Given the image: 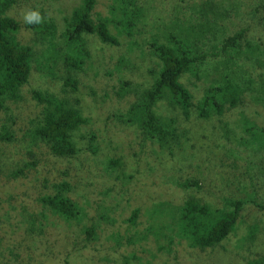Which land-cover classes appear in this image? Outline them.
I'll return each instance as SVG.
<instances>
[{"label":"rangeland","instance_id":"rangeland-1","mask_svg":"<svg viewBox=\"0 0 264 264\" xmlns=\"http://www.w3.org/2000/svg\"><path fill=\"white\" fill-rule=\"evenodd\" d=\"M208 2L220 14L216 23L204 26H223L218 28L219 35L224 29L232 34L250 26L249 36L264 44L260 21L264 0H137L142 15L132 36H119L120 46L85 36L91 59L80 74L77 92L65 90L60 81L53 82L33 65L28 83L19 92L21 98L5 103L8 113L0 109V264H250L264 259V210L252 203L242 211L236 231L214 248H190L188 242L178 239L170 244L161 233L147 230L149 222L159 226L171 221L167 216L151 220L152 208L162 203L181 204L190 196L217 208L224 206L226 198L254 199L264 206V148L239 145L241 137H247L240 127L243 116L264 126L260 106L248 97L223 119H201L195 112L186 119L160 103L158 114L176 118L184 133L182 148L173 151L145 142L136 126L124 125L116 117L131 107L138 92L153 83L150 71L159 66L149 43L153 39L165 42L179 27L198 26L204 14L212 19L213 13L205 8ZM81 3L20 0L7 15L21 24L18 40L39 54L47 44L36 42L32 31L24 27L23 13L32 7L44 9L56 22L59 39L72 11ZM115 5V0H99L94 17H112L110 9ZM112 32L117 34L113 27ZM213 63L210 60L206 66L210 76ZM123 80L130 81L133 90L120 98L117 94ZM208 80L187 74L180 81L197 104ZM33 90L80 101L89 124L75 134L80 149L77 157H56L29 135L42 108L33 100ZM226 124L229 132L224 129ZM3 127L12 133L11 142L1 139ZM92 135L96 136L95 154L88 151ZM111 159H119L122 166L110 171ZM13 173L18 177L13 178ZM62 181L71 184L70 197L86 211L80 225L64 222L40 204V197L53 194V184ZM195 182L200 188L182 186ZM135 209L141 210V216L138 225L132 226L129 218ZM93 224L98 229L97 239L88 241L84 227ZM143 234L149 238L130 243L131 238Z\"/></svg>","mask_w":264,"mask_h":264},{"label":"trees","instance_id":"trees-1","mask_svg":"<svg viewBox=\"0 0 264 264\" xmlns=\"http://www.w3.org/2000/svg\"><path fill=\"white\" fill-rule=\"evenodd\" d=\"M81 1V5L72 11L59 39L54 19L42 8H31L38 10L43 20L39 24L25 23L24 27L32 31L36 42L47 44L38 54L33 46L24 45L18 40L21 24L7 15L20 0H0L1 110L8 113L5 103L21 98L19 92L28 83L33 65L53 82L60 81L65 90L77 92L81 84L80 74L85 72L91 59L85 36H97L104 44L120 46L119 36H132L142 15L137 0H115L116 5L110 9L112 17H94L99 0ZM205 8L213 13L212 19L204 14V21L201 20L198 26L179 27L176 33L166 37L165 42L153 39L149 43L150 54L158 60L159 66V69L150 71L153 83L137 93L135 102L126 112L116 115L120 123L136 126L145 142L155 143L163 149L180 150L184 133L176 118L158 114L157 108L162 102L169 109L182 113L186 119L193 112L201 119L213 116L223 119L228 111L242 106L248 97L264 112V44L249 36L250 26H242L232 34H226L228 30L224 29L221 35L218 34L221 32L218 28L223 26H204L216 23L215 17L220 14L211 2ZM260 21L264 29V11ZM112 27L117 34L112 32ZM210 60L214 61L211 76L206 70ZM187 74L196 80L209 78V85L197 104L193 102L192 93L180 81ZM121 84L117 95L124 98L133 90L132 83L123 80ZM32 97L42 108L37 124L29 132L31 138L41 141L56 157H77L80 149L76 144L75 134L82 126L89 124V118L84 116L80 101L77 99L72 102L48 90H33ZM262 115L264 117V113ZM227 125L224 129L229 132ZM240 127L247 137H241L239 145L257 150L264 148L263 122H254L243 116ZM3 129L1 139L11 142L12 133L6 127ZM95 139L96 136L92 135L88 148L94 154L97 153V146L93 145ZM121 166L119 159H111L108 163L110 171ZM12 177H18V173H13ZM182 186L200 188L198 182ZM52 188L53 194L40 197L39 201L44 210L66 223L80 225L86 218V211L70 197L71 184L62 181L53 184ZM224 202L222 208H217L190 196L181 204L162 203L150 210L151 220L167 216L171 217V221L163 222L159 226L156 222H149L147 230L152 234L161 233L170 244L178 239L181 243L188 242L190 248H214L236 231L240 215L249 203L264 210V206L254 199L226 198ZM140 216L141 210L135 209L129 223L132 226L138 225ZM103 218L108 220L107 216ZM84 233L88 241H94L97 239L98 229L94 224L91 227L85 226ZM148 238L146 234L139 235L138 238H131L130 243ZM63 264L69 262L64 261ZM250 264H264V259L252 261Z\"/></svg>","mask_w":264,"mask_h":264},{"label":"clouds","instance_id":"clouds-1","mask_svg":"<svg viewBox=\"0 0 264 264\" xmlns=\"http://www.w3.org/2000/svg\"><path fill=\"white\" fill-rule=\"evenodd\" d=\"M23 20L26 24H39L43 18L38 10L28 9L23 13Z\"/></svg>","mask_w":264,"mask_h":264}]
</instances>
